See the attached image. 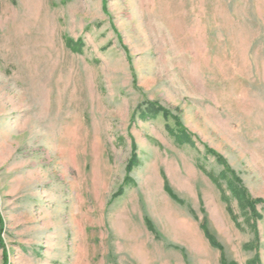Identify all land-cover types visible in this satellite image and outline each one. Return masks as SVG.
I'll use <instances>...</instances> for the list:
<instances>
[{"label": "rangeland", "instance_id": "374dc122", "mask_svg": "<svg viewBox=\"0 0 264 264\" xmlns=\"http://www.w3.org/2000/svg\"><path fill=\"white\" fill-rule=\"evenodd\" d=\"M232 174L264 202V0H0V264H264Z\"/></svg>", "mask_w": 264, "mask_h": 264}, {"label": "trees", "instance_id": "16d2710c", "mask_svg": "<svg viewBox=\"0 0 264 264\" xmlns=\"http://www.w3.org/2000/svg\"><path fill=\"white\" fill-rule=\"evenodd\" d=\"M152 111H156V112H159V110H155V109H153ZM164 115L165 116H168V113H166L165 111H164ZM180 135H181V137H185L186 135H185V133H184V131H180ZM135 160H136V157L134 156L133 158H132V162H130V166H129V168H131L132 167V164L135 162ZM227 171H230L229 169H226V172ZM232 176H234V174H232ZM232 176H231V178H232ZM236 181H234V180H232L231 181V183H230V188H231V190H232V192H233V194L235 195V196H237L238 198H239V205H240V207H244L245 209L248 207V208H252L254 211H255V205L256 204H261V203H264V202H261V203H259V202H257V201H252L251 199H249L248 197L246 198V200H244V194H243V192H242V190H241V188H240V185H239V183H238V180H237V178H235V176L233 177ZM214 178H212V180H213ZM254 207V208H253ZM244 209V210H245ZM255 214V213H254ZM256 216V219H258V217H257V215H255ZM213 243V242H212Z\"/></svg>", "mask_w": 264, "mask_h": 264}]
</instances>
